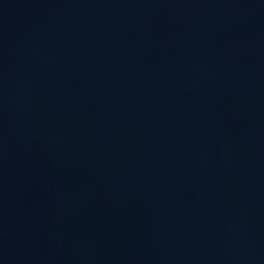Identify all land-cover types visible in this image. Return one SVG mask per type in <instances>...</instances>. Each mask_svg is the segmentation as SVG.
<instances>
[{"label": "water", "instance_id": "1", "mask_svg": "<svg viewBox=\"0 0 264 264\" xmlns=\"http://www.w3.org/2000/svg\"><path fill=\"white\" fill-rule=\"evenodd\" d=\"M0 264H264V0H0Z\"/></svg>", "mask_w": 264, "mask_h": 264}]
</instances>
